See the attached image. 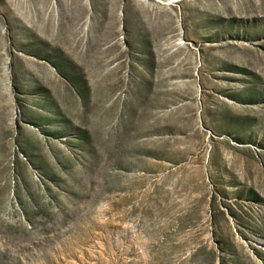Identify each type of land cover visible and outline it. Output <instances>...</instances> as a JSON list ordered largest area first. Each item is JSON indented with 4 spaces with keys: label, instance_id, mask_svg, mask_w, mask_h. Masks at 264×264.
I'll list each match as a JSON object with an SVG mask.
<instances>
[{
    "label": "rangeland",
    "instance_id": "1",
    "mask_svg": "<svg viewBox=\"0 0 264 264\" xmlns=\"http://www.w3.org/2000/svg\"><path fill=\"white\" fill-rule=\"evenodd\" d=\"M0 264H264V0H0Z\"/></svg>",
    "mask_w": 264,
    "mask_h": 264
},
{
    "label": "water",
    "instance_id": "2",
    "mask_svg": "<svg viewBox=\"0 0 264 264\" xmlns=\"http://www.w3.org/2000/svg\"><path fill=\"white\" fill-rule=\"evenodd\" d=\"M170 3H172V2H170Z\"/></svg>",
    "mask_w": 264,
    "mask_h": 264
}]
</instances>
